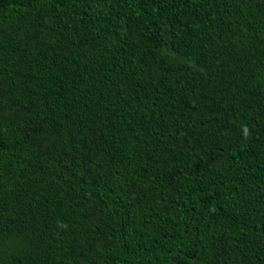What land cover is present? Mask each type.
<instances>
[{
	"label": "trees",
	"instance_id": "16d2710c",
	"mask_svg": "<svg viewBox=\"0 0 264 264\" xmlns=\"http://www.w3.org/2000/svg\"><path fill=\"white\" fill-rule=\"evenodd\" d=\"M0 264H264V0H0Z\"/></svg>",
	"mask_w": 264,
	"mask_h": 264
}]
</instances>
